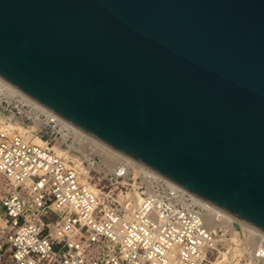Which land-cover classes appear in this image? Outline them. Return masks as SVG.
<instances>
[{
    "label": "water",
    "instance_id": "water-1",
    "mask_svg": "<svg viewBox=\"0 0 264 264\" xmlns=\"http://www.w3.org/2000/svg\"><path fill=\"white\" fill-rule=\"evenodd\" d=\"M0 77L264 231V0H0Z\"/></svg>",
    "mask_w": 264,
    "mask_h": 264
},
{
    "label": "built area",
    "instance_id": "built-area-1",
    "mask_svg": "<svg viewBox=\"0 0 264 264\" xmlns=\"http://www.w3.org/2000/svg\"><path fill=\"white\" fill-rule=\"evenodd\" d=\"M0 114V264H264L263 230L233 225V247L207 200L132 156L56 151L68 120L1 77Z\"/></svg>",
    "mask_w": 264,
    "mask_h": 264
},
{
    "label": "bare ground",
    "instance_id": "bare-ground-1",
    "mask_svg": "<svg viewBox=\"0 0 264 264\" xmlns=\"http://www.w3.org/2000/svg\"><path fill=\"white\" fill-rule=\"evenodd\" d=\"M12 116L13 115H10L9 117L12 118ZM3 118L4 116L0 115V119H3ZM67 123L72 129L67 133L61 134L60 137H56L54 141L56 145H61L63 142L66 141L67 136L71 135L73 137V141L77 142L79 147L84 148V146H89L88 153H90L91 155H98L101 160L100 161L98 160L97 162L100 163L102 161L106 163L107 165H109L110 168L114 165V163L122 155H124L123 152L113 148L112 146L104 142L103 140L87 132L86 130L77 126L71 121L68 120ZM8 125L16 127V125L18 124L13 125L12 120H9ZM34 126H36V124ZM32 137H34L33 138L34 141H36L35 138L39 139V141H36V142H40V143L45 142V138H42L37 133H33ZM65 143H66V146H68V148H71L72 140L70 141V143H67V141ZM54 149L56 151L58 150L55 147ZM67 152L69 153V150H67L65 154ZM204 214H205V222L210 229L215 230L216 227L221 226V225H227L229 227L230 233L233 236V240H234L231 242V245L233 247H236L237 244L239 243L238 236L239 234H241L240 232H236V230L234 229V226H233L235 225L234 223H237L239 225V229H242L244 233H247L246 230H249V233L252 234V232L255 229L254 227L250 226V224H248L247 222L235 217L231 213L216 206L213 203H210L209 201L205 203V213Z\"/></svg>",
    "mask_w": 264,
    "mask_h": 264
},
{
    "label": "rangeland",
    "instance_id": "rangeland-1",
    "mask_svg": "<svg viewBox=\"0 0 264 264\" xmlns=\"http://www.w3.org/2000/svg\"><path fill=\"white\" fill-rule=\"evenodd\" d=\"M0 115H2V114H0ZM12 124L13 125H15V124H18L19 126H18V129L19 130H21L22 131V129L20 128V122H18L17 120H15V121H13L12 120ZM32 138H34V137H32ZM35 140L36 141H39V139H37V138H35ZM72 140V146H71V148H68V146H66V141H67V143H70V141ZM66 141L65 142H63L61 145H56V143L55 142H53V146L55 147V148H57L58 150H59V152H61V153H63V154H65V152L67 151V150H69V153L67 152L66 153V155H68V156H71V157H73V158H82V154L83 153H88V151H89V146H84V148H82V147H79L78 146V143L77 142H75V141H73V137L72 136H69L67 139H66ZM57 150V151H58ZM90 154V153H89ZM97 158H98V160L100 161L101 159H100V157L98 156V155H95ZM97 160V161H98ZM100 164H101V166L102 167H104V169H105V171L107 170V167H109V165H107L106 163H104V162H100ZM110 168V167H109ZM101 183H103V181H101ZM5 185V181L2 179V178H0V187L1 186H4Z\"/></svg>",
    "mask_w": 264,
    "mask_h": 264
},
{
    "label": "crops",
    "instance_id": "crops-1",
    "mask_svg": "<svg viewBox=\"0 0 264 264\" xmlns=\"http://www.w3.org/2000/svg\"><path fill=\"white\" fill-rule=\"evenodd\" d=\"M18 126H19V125H16V128H18ZM20 128H21L22 130H24L23 126H20Z\"/></svg>",
    "mask_w": 264,
    "mask_h": 264
}]
</instances>
